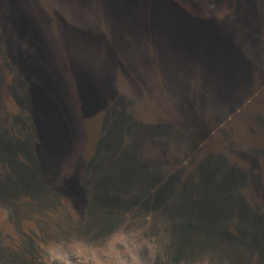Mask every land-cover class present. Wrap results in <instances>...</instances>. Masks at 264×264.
I'll return each instance as SVG.
<instances>
[{
    "label": "rangeland",
    "instance_id": "374dc122",
    "mask_svg": "<svg viewBox=\"0 0 264 264\" xmlns=\"http://www.w3.org/2000/svg\"><path fill=\"white\" fill-rule=\"evenodd\" d=\"M167 1L0 0V264H264V0Z\"/></svg>",
    "mask_w": 264,
    "mask_h": 264
},
{
    "label": "trees",
    "instance_id": "16d2710c",
    "mask_svg": "<svg viewBox=\"0 0 264 264\" xmlns=\"http://www.w3.org/2000/svg\"><path fill=\"white\" fill-rule=\"evenodd\" d=\"M106 1H107L106 3L111 4L112 6H114V8H115V5H116V8L115 9L113 8V10H112L113 12H117L121 8V11H119V13L117 12L116 14H119L120 17L127 18L128 20L123 19L122 22L123 21H129V24L134 27V25H133L134 24V20H131L127 16H131L132 12L129 13L128 11L134 10L132 5H134V3H136V2H139L138 0H106ZM148 1H150V2L151 1H158V2H160V1L162 2L163 1L164 4H166V5L170 4V2L167 1V0H148ZM122 25H120V26H122ZM262 245H264V242H263ZM261 250L264 251V246L261 247Z\"/></svg>",
    "mask_w": 264,
    "mask_h": 264
},
{
    "label": "water",
    "instance_id": "95a60500",
    "mask_svg": "<svg viewBox=\"0 0 264 264\" xmlns=\"http://www.w3.org/2000/svg\"><path fill=\"white\" fill-rule=\"evenodd\" d=\"M139 2H144V1H148V0H138ZM146 64V63H145ZM171 65H175V66H177V68H178V66H179V71L182 73V74H184V71H185V69H184V67H186V66H184L183 67V65L184 64H181V65H179V64H171ZM199 71V70H198ZM201 72V71H200ZM186 73V72H185Z\"/></svg>",
    "mask_w": 264,
    "mask_h": 264
}]
</instances>
